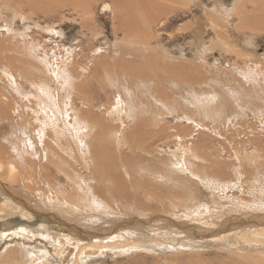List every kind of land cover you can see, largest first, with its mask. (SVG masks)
<instances>
[{"label":"rangeland","instance_id":"374dc122","mask_svg":"<svg viewBox=\"0 0 264 264\" xmlns=\"http://www.w3.org/2000/svg\"><path fill=\"white\" fill-rule=\"evenodd\" d=\"M256 1L0 0V264H76L71 235L161 219L222 238L78 261L264 264V233L223 235L264 223Z\"/></svg>","mask_w":264,"mask_h":264},{"label":"bare ground","instance_id":"6f19581e","mask_svg":"<svg viewBox=\"0 0 264 264\" xmlns=\"http://www.w3.org/2000/svg\"><path fill=\"white\" fill-rule=\"evenodd\" d=\"M246 1L248 3L254 1L256 3V5L258 4L256 0H246ZM72 3H73V1H72ZM74 4H77V3L74 2ZM215 5H216V3H215ZM263 5L264 4L262 2V6ZM158 9H160V8H158ZM256 9L258 10L259 6L256 7ZM240 21H242V20H240ZM247 21H248V23L251 26L254 25L255 27L263 29V31H264V8L261 9V11L255 13L250 18V21L246 20L245 23H247ZM14 168H15V166L14 167L13 166H8L7 167L8 171L10 173L13 170H15ZM120 185L122 187V184H120ZM116 186H117V184H116ZM121 187H118V188H121ZM29 210H31V209H29ZM245 212H247V211H245ZM73 214H74V219L77 218V220H75V222H78V223H76L75 226L74 225H72V226H74L75 229L80 230L81 227L79 228V226L83 225L81 223V221H80V216L77 215V211L75 213H73ZM248 214L249 213H247L246 215H248ZM28 215H29L28 213H24V216H28ZM249 215H248V217L247 216H243L241 218H238L234 223H231L230 224L231 228L229 226H226V228H224V230H225V232H228V233L227 234L224 233L223 235L227 236V235L231 234V232L236 231L239 234V239H241L242 241L247 242V243H252L251 239L255 240L256 236H259L260 234L264 233V223L263 224H252L253 220L251 218H249ZM52 216H53V218L49 217V216H48V218L50 220L51 219H55V220L59 219L57 214H53ZM71 217H73V215ZM255 218L259 219L258 221H264V216L255 215ZM65 219H66V217H65ZM161 220H158L154 224H152V223L148 224V223H146L144 221V224L149 225V226H143L142 227L143 228L142 232H137V223L133 224V227H136L135 231H130L129 228H127V227L125 228V226H124V227L119 228V231L116 232L118 230V228L117 229L115 228V226H117L115 224H112L111 228H106V230H103V231H102V229H94V231H90L89 227L87 226L88 230H89V234H86L85 235L86 237L85 236H79V233H78V235H71L70 236L72 239H75L73 241H74V245L76 246V249H77V252H78V256H79V258L77 259L76 264H81L78 261V260L81 259V257H82L83 260L86 259V257L83 256L82 253L86 252L87 249L100 250L102 253L105 251L106 248L107 249H109V248L110 249H115V250H118V251H126V250H128V249H130L132 247H136L137 248L138 246H140L139 245L140 242H142V243L145 242V243H147L149 245H151V244H154V245H157V246L161 245L163 247L176 248L178 246L179 248H184L185 246H189V245H191L194 242H199L202 239H204V240H211L212 239L213 241H216L219 238H222L217 233L215 234V231H216L215 229L210 230V231H212L211 232L212 235H209V233H210L209 232L207 238H205V236H201V235H199L197 233L195 234V236H188V235L184 236V235L181 234L182 231H179V230L176 231L175 233L171 232L172 230H170V227H174V226L171 223L167 222V221H164V220L161 221ZM166 220L171 221L168 217L166 218ZM47 221H49V220H47ZM203 223H206V221L204 220ZM61 224H64V223H61ZM58 227L63 230V227H61V226H58ZM130 227H131V225H130ZM90 228H99V227H95V226L91 225ZM144 228H150V230H145ZM182 230H184V229H182ZM184 231L186 232V230H184ZM114 232H116V233L113 234ZM163 232H168V233H171V234L166 233L168 236H165V238H161V236L164 235ZM142 234H144L145 236H143ZM65 236L68 238V235H65ZM128 236H131V238H128ZM170 239H172V240L176 239L177 242L180 243V244L176 243V245H175V244L170 242ZM167 244H170V245L167 246ZM43 264H47V263L45 262Z\"/></svg>","mask_w":264,"mask_h":264},{"label":"crops","instance_id":"0c3cea01","mask_svg":"<svg viewBox=\"0 0 264 264\" xmlns=\"http://www.w3.org/2000/svg\"><path fill=\"white\" fill-rule=\"evenodd\" d=\"M136 2H137V1H136ZM156 8H165V7L162 6V4H161V5H159V7L156 6Z\"/></svg>","mask_w":264,"mask_h":264}]
</instances>
